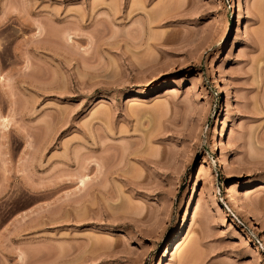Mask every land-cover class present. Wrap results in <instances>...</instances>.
<instances>
[{
	"label": "rangeland",
	"instance_id": "rangeland-1",
	"mask_svg": "<svg viewBox=\"0 0 264 264\" xmlns=\"http://www.w3.org/2000/svg\"><path fill=\"white\" fill-rule=\"evenodd\" d=\"M0 264H264V0H0Z\"/></svg>",
	"mask_w": 264,
	"mask_h": 264
},
{
	"label": "bare ground",
	"instance_id": "bare-ground-1",
	"mask_svg": "<svg viewBox=\"0 0 264 264\" xmlns=\"http://www.w3.org/2000/svg\"><path fill=\"white\" fill-rule=\"evenodd\" d=\"M245 1V0H244ZM246 7H247V4H246ZM243 32V31H242ZM218 71V70H217ZM174 91H176V88H175V90ZM174 91H171V90H168V92H167V94L169 95V94H175V92ZM174 92V93H173ZM7 123V120L6 119H4V124H6ZM5 127H6V125H4ZM225 129V128H224ZM223 129V130H224ZM226 133V132H225ZM223 134V133H222ZM89 176H84V177H82L80 180H79V185H81V187L83 186H85L86 185V182L87 181H89ZM216 199V198H215ZM215 201H217V200H215ZM244 208V207H243ZM242 208V209H243ZM176 247V246H175ZM179 245H178V247H177V249L179 250Z\"/></svg>",
	"mask_w": 264,
	"mask_h": 264
}]
</instances>
